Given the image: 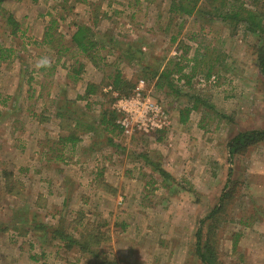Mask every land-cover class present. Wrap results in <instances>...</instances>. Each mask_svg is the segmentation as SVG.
<instances>
[{"label": "rangeland", "instance_id": "1", "mask_svg": "<svg viewBox=\"0 0 264 264\" xmlns=\"http://www.w3.org/2000/svg\"><path fill=\"white\" fill-rule=\"evenodd\" d=\"M169 2L3 0L18 30L12 35L0 16V46L11 50L0 61V99L6 98L0 104V264H36L29 254L43 251L30 228H13L32 217L48 231L62 222L74 235L94 230L98 238L93 254L44 242L37 264H200L194 256L199 221L226 191L210 232L218 264H264V139L232 157L227 148L239 132L264 129V74L257 60L264 55V0H240L262 18L258 36L243 23L234 28L202 15L168 14ZM52 19V37L42 43ZM76 24L90 26L98 42L112 39L114 47L96 45L93 64L70 42ZM132 43L149 69L170 58L184 66V85L156 87L149 71L141 77V65L124 58ZM174 49L177 57L170 55ZM197 51L203 55L196 58ZM115 69L133 83L144 80L146 93L169 110V129L119 134L106 143L96 121L101 108L111 106L103 89ZM208 70L217 83L197 89L194 77ZM89 83L102 104L98 111L84 105ZM59 111L66 116L57 135ZM85 122L97 126L91 137L83 132ZM71 132L82 141L63 145L58 137ZM7 174L9 186L20 182V194L17 186L12 193L4 189Z\"/></svg>", "mask_w": 264, "mask_h": 264}, {"label": "trees", "instance_id": "2", "mask_svg": "<svg viewBox=\"0 0 264 264\" xmlns=\"http://www.w3.org/2000/svg\"><path fill=\"white\" fill-rule=\"evenodd\" d=\"M32 2H36L37 0H31ZM86 1V0H83ZM2 2L3 0H0V16L5 20L6 24L10 27V33L12 35L16 34L18 27L17 22L14 20L13 16L6 12L2 8ZM168 14L173 15H179V16H194V15H202L207 17L211 21H221V22H233L234 28L237 27L238 24L243 23L245 26V30L247 32L252 33L253 35H260V33L263 31V25H262V18L258 14V12L255 10L246 9L241 5L240 0H206L202 2L201 0H170L169 2V8L167 10ZM56 21L55 19H52L49 26L46 28V31L44 32V38L42 40V43H46L48 41V37H52L51 31L54 28ZM95 32L94 30L86 25V24H76L75 29L73 30L71 36H70V42L73 44V46L83 55H88L91 58V61L93 64H95L94 58L95 55L91 53L94 51L96 45H98L99 49H110L114 47V43L111 40L106 41H97L95 39ZM110 47V48H109ZM111 50V49H110ZM141 50L139 47L136 46V44L132 43L127 46L125 49L124 58L136 61L135 63L141 65L142 73L141 77H146L147 71L150 73V78L148 79H155V86L160 87L161 84L164 82L167 83L168 86L175 85L173 82L172 75H179V78H186V75L182 73V70L184 66L173 63L171 61V58L165 62L163 66H156L154 68L149 69V66L146 64H143L141 62ZM11 50L6 49L0 46V61L8 59L10 57ZM203 53L196 52L195 56L201 57ZM182 55L180 56L181 60ZM93 58V59H92ZM193 58L194 60L196 59ZM258 60V66L260 68V71L262 74H264V55H260L257 58ZM174 61V60H173ZM44 66H41L38 68L39 72H42L44 70ZM75 73H78L75 72ZM45 74V73H44ZM49 74V73H47ZM146 74V75H145ZM51 75V73H50ZM205 75L209 76V70L205 73ZM66 77H69L67 75ZM147 78V77H146ZM74 80L76 78H73ZM31 80H29L30 82ZM137 83V82H136ZM136 83L131 82L130 80H127L122 77L121 72L118 69H115L112 80L110 83L107 84V87H111V91L105 92L106 95L110 97V103L113 102V96L112 92H116L118 96H129L134 88L136 87ZM28 89L30 90V86L28 84ZM97 90L95 86L91 83H89L86 86L84 98L96 94ZM8 98V97H7ZM6 102V98L0 99V104H3ZM98 104L100 108L102 107V104L100 101H98ZM195 108V106H191L190 108L186 109L185 111L181 112V120L186 119L187 114L190 109ZM57 117H59L61 120L65 118L66 113L59 111L56 114ZM116 114L112 110L111 106L108 105L104 108H101L99 118L96 121V125L100 126L102 125V130L105 131L104 135H106L105 140L106 143H112V138L115 136H118L121 134L119 126L116 124ZM79 121L77 119L75 126L78 127ZM85 125L83 132L91 137L94 132H96V127H94L93 123H82ZM160 133V132H159ZM107 134H113L112 137L107 136ZM91 135V136H90ZM59 141L63 145H71L74 146L76 143L81 141V137L75 136L73 132H71L69 135L66 136H59ZM264 139V129L261 130H248L239 132L236 134L233 138L229 140L227 143V148L230 157H232L234 154L238 153L240 150H244L250 145H253L261 140ZM94 144V143H92ZM101 149V147H98V151ZM157 171L160 175L169 177L170 175L164 171L163 168L157 167ZM11 176V174H7L5 176L4 180V189H8L10 192L12 189L16 188L17 185L20 186V182L17 180H12L16 183V186H9L11 183V180H7ZM19 186H17L16 192L20 194ZM14 191H11V193ZM15 192V193H16ZM229 192L226 191L221 195L220 201L217 206H214L211 208V210L207 213V215L202 218L199 221V226L197 228L196 234H195V247H194V256L195 259L200 264H218L217 254L215 252L214 248V242L211 238V233L214 230L213 223L217 220L218 215L220 212L224 209V199L228 197ZM18 225H27L30 228V232L32 235H34V239L37 241V243L40 245L41 252L40 256L42 255L44 257L45 253L43 250V243H53L58 242L56 247L65 248L66 250L72 249V247L76 246L81 252L86 251L91 254L93 246H97V235H95L94 230H91L84 234V232H80L76 235L73 233H70L67 231L68 226L64 228L63 223L57 224V226H51L52 228H49L51 230L48 231L47 226L45 223H38L34 217L28 220H21L20 223H17L16 226H14V229L20 230L21 228ZM20 228V229H19ZM207 228V230H206ZM76 230L77 228L74 227ZM205 229V230H204ZM49 232V233H48ZM236 241V239H235ZM236 243H233L232 249L234 250ZM31 247L35 246V244H31ZM37 254H29V258L32 261H39V257ZM98 264H117L114 260H108V259H102L101 262Z\"/></svg>", "mask_w": 264, "mask_h": 264}, {"label": "built area", "instance_id": "3", "mask_svg": "<svg viewBox=\"0 0 264 264\" xmlns=\"http://www.w3.org/2000/svg\"><path fill=\"white\" fill-rule=\"evenodd\" d=\"M206 1V0H203ZM180 52L174 49L170 55L177 57ZM176 85H184L183 78L174 76ZM199 90H206L217 83L214 74L209 76L198 74L192 82ZM104 92L111 91V87H105ZM112 110L116 114V124L119 126L121 135L131 137L135 134L153 135L170 128L171 114L162 102L153 99L146 93V84L143 79L136 83V87L129 96H118L112 92Z\"/></svg>", "mask_w": 264, "mask_h": 264}, {"label": "crops", "instance_id": "4", "mask_svg": "<svg viewBox=\"0 0 264 264\" xmlns=\"http://www.w3.org/2000/svg\"><path fill=\"white\" fill-rule=\"evenodd\" d=\"M66 85V84H65ZM94 95H89V96H87V97H85L84 99H86L85 100V107L86 108H88V106H94L95 107V111L97 110V109H99L100 108V106H99V104H98V102H97V100L93 97ZM75 101H77V100H75ZM98 111V110H97ZM55 119H56V125H57V131H56V133H57V135H58V133L60 132V129L58 128V125H60V121H61V119L59 118V117H57V116H55ZM102 126V125H101ZM82 141V140H81ZM81 141H79V142H81ZM78 142V143H79ZM78 143H76V145L78 144ZM75 146V145H74ZM70 147H72V146H70ZM59 256H57V259H60V258H58ZM57 259H56V261H54L55 259H53V261L56 263L57 262ZM40 262V261H39ZM58 262H60L61 264H64L63 263V260H59ZM35 263L37 264L38 263V261H35ZM52 264H54V263H52Z\"/></svg>", "mask_w": 264, "mask_h": 264}]
</instances>
